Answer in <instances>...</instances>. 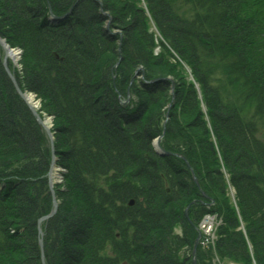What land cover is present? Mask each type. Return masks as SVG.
<instances>
[{
    "label": "trees",
    "instance_id": "16d2710c",
    "mask_svg": "<svg viewBox=\"0 0 264 264\" xmlns=\"http://www.w3.org/2000/svg\"><path fill=\"white\" fill-rule=\"evenodd\" d=\"M47 1L57 14L74 2L0 0V37L22 51L21 84L39 97L41 111L53 117L56 155L66 170L60 205L44 228L46 263L192 264L197 235L193 226L207 211L193 205L196 209L186 219L173 206L188 198L187 205L194 199L205 201L206 183L222 221L212 255L239 264H264V198L259 196L264 188V147H257L264 143L256 140L253 123L243 124L241 115L242 105L253 107V117L264 121V2L144 0L145 9L140 0H123L114 10L107 5L113 0H100L111 14L110 26L126 35V59L113 86L110 76L118 45L105 30L98 7L82 0L69 23L64 21L69 27H53L44 21ZM175 1L196 10L192 27L188 20L171 16ZM146 10L191 70L207 108L210 126L193 87H175L170 118L174 129L168 128L176 133L181 116L190 121L181 150L179 144L168 149L191 163L199 188L180 158L158 157L151 145L170 101L169 82L138 80L129 87L135 101H118L126 97L136 68H146L148 61L162 67L168 63L151 52L153 38L143 28ZM174 58L168 65L177 70ZM216 70L228 78L233 91L228 85L211 87ZM167 74L148 71L144 80ZM40 130L14 92L0 55V179H10L0 192V262L9 261L6 264H41L35 239H28L36 236V221L49 206L41 177L50 156ZM217 157L230 175L238 214L225 199ZM177 223L182 236L173 233ZM240 223L250 249L238 230Z\"/></svg>",
    "mask_w": 264,
    "mask_h": 264
},
{
    "label": "rangeland",
    "instance_id": "374dc122",
    "mask_svg": "<svg viewBox=\"0 0 264 264\" xmlns=\"http://www.w3.org/2000/svg\"><path fill=\"white\" fill-rule=\"evenodd\" d=\"M80 1H82V0H74L73 4L68 9H66L64 13H60V14H57L55 11H53L52 5L49 4V2L47 1L46 2V16L44 17V21L47 24H50L49 17L51 15H53L55 17H58V21L56 22L58 25L61 24L63 26L66 25L69 27V25L66 24V23H69L68 17H71V14L73 13L72 10L74 9V6H76ZM110 1H112V0H110ZM169 1H171V0H169ZM259 1L264 2V0H262V1L259 0ZM84 3H88L89 5H90V3H92L98 7L97 11H99V13L105 17V24H104L105 30L108 32L109 36L114 37L115 42L118 45V50H117V55H116L117 62L112 67V69H111L112 72H111V76H110L111 84L113 86H115V82H116V79L118 76L117 71H119V69H121V67L123 66V61H124V59H126L125 55L127 54V53H125L126 51L124 48L125 47V40H126L125 32L121 31V29H119V27H117V26H116L117 28L110 26V23L112 21V19L110 17L111 14L108 12H105L103 10L104 6L100 2V0H87V2L84 1ZM122 4H123V0H120L118 2H116V0H113L112 2H110V4L108 3L107 5L113 6L114 10H116L117 8H120ZM141 4L146 9L144 0H140V5ZM115 6H117V8H115ZM173 6H174L173 9H170L171 16L175 17L177 20H180V21L181 20H188L187 21L188 26L192 27L191 22L194 21L193 16H195V12H194L195 9L193 10L191 5H189V4L186 5L181 1H175ZM92 7L95 8L94 6H92ZM146 11H147L146 18H144L146 23L143 26V28L145 30V33L148 34L149 37L153 38V43L150 46L151 52H152L153 56L155 55L154 57L159 58V56H161L162 59H165V61L168 63L166 64V66L162 67V66H156V65H154L148 61L149 63L147 62L145 64L146 68L145 67L136 68L135 71H133L134 73L131 77V80L128 83L127 89H129V87H132L133 84L136 83V81L144 80L145 79L144 75L148 71L156 72L159 75L161 73L164 74L165 72H167L168 73L167 75H169V76L165 77L167 79L165 81H168L171 83V87L169 89V94L172 93V95H174L173 92H175L176 86H180V87L183 86L182 88L186 89L188 85H191L195 91L194 93H195L197 100L199 102V109H200L201 114H206L207 108H206V105H205L204 100H203V95H201V91L198 90L196 83H193V81L191 80V77L189 76V68L183 64L178 63V60H176V61L179 65V67H178L179 69L176 70L175 68H170V65H168L170 63V59L173 57H176L177 55H176V53H174V50L172 49L171 44L166 42V40L161 35V33H159V29L157 27V24L154 23V20L152 19L153 17L151 15V13L148 10H146ZM126 14H128V13H126ZM65 20H66V23H64ZM125 22H128L127 18L125 19ZM262 42L264 44V41H262ZM0 43H2V45H3V46H1V44H0L1 62H3L5 69L8 71L7 77L9 79V81L11 80L10 79V76H11L15 82L16 87L14 84L12 85L14 92L16 93L18 98L21 99V102H23L26 107L30 103L29 102L26 103V101L23 98L31 97L34 101L33 103H35V108H36V110L34 111L35 114L39 117V120L45 119L46 122L48 123L49 128L47 129V131H45L44 127H42V126L40 128L41 129L40 131L45 136L44 148L47 149L48 155L49 156L52 155V157H53V158L52 157L50 158L51 161L53 160V166H54L53 168L56 170L58 169L59 173H60V171H61V173L58 176H56L57 178L55 177V180L53 182L50 183L49 175H50L52 166H51V163H49L48 168L46 169L44 175L41 178L45 179V181H46L47 194H48V200H49L48 201V205H49L48 206V212L50 211L51 208H53V210H55V213H56L58 206L60 205L59 195H60L61 191L64 190L63 186H62V182L64 179L63 178L64 177V173H63L64 169L60 165V159L56 155L57 134L53 128V125H54L53 118L51 115H48V114L44 113L43 111H41L42 102L40 101L39 97L34 93L27 92V90H25L23 88V85L21 84V78L20 77H21V65H22L21 63H22V61H21V53L18 52L19 48L18 47H12L8 43L7 39L3 38V37H0ZM8 50H15V51L17 50L16 51L17 59L15 60V62L13 60H11L9 57H7V51ZM19 51H21V50L19 49ZM168 53L171 54L172 57ZM178 70H180V71H178ZM173 73L179 74V76L177 77L176 74H173ZM214 79H215V81L214 80L212 81V86H211L212 88H217L218 86L220 87V86H224V85H228L229 89L231 88L228 78L226 76H224L223 74H221L220 71H218V70L215 71ZM170 83H169V85H170ZM228 86L226 88L227 90H228ZM18 91L20 93L22 92L21 94L25 97L20 96ZM230 91H233V88H231ZM126 97L129 98V102H130V100L133 101V99H134V101H135V99H136V98L132 97L131 92L128 90L126 91ZM170 101H171V99H170ZM240 105H242V102ZM29 107H30V105H29ZM172 107H173L172 105L165 106L164 113H166V114L162 115L161 119L158 120V127L160 125L162 127V129L159 128L160 132H163V133L159 134L160 138L158 140H157V138H152V140H151V145H152L153 151L158 157H162L161 154H163L165 152V150H168V152H169V154H167L166 156H171L173 153L178 154L177 152L170 151L168 149V147L170 148L173 145L175 146L176 144H179V146L177 148L179 150H181L180 146L182 145L183 141L186 142V140H185V135L187 134L186 133V124L190 121V118L187 116H185V117L181 116V118L183 117L182 118L183 121H181V118L176 120V126H177L176 133L173 130H171L172 131L171 132L168 127L170 126L171 129H174L173 122L170 120V118L172 117L171 114L174 112ZM241 107H242L241 109L243 111L241 113V115L243 117V119H242L243 124L246 125V124H248V122L253 123L254 129H255L254 136H256L255 137L256 140L258 139L259 141H262L264 143V121H262V119H257L256 117H253V107H249V106H245V105H242ZM27 109L29 110V112L32 115V112L30 111V109L28 107H27ZM32 118H34L36 124L39 126V123L37 122L36 117L32 115ZM160 122H161V124H160ZM180 131H182L181 135L179 134ZM47 132L49 133V137H47V135H46ZM246 133H247V131H243L242 134H246ZM239 137H240V134L238 133L237 138H239ZM171 140H173V143L169 144L170 143L169 141H171ZM260 143L261 142L258 143L257 147H259V148L264 147L261 145L262 143L261 144ZM157 144L160 146V151L158 148H156ZM154 146H155V150H154ZM155 151H157V152H155ZM219 158L217 157V159L219 161V168L222 170V165H221L222 160H221V158L220 159ZM49 162H50V160H49ZM182 162H183V164H180V165L183 169H186V171H188V169L191 168L190 170L192 171V173L194 175L195 185L199 186V184L196 180L197 177L195 175L193 167L191 166V163L185 159ZM253 172H255V171H253ZM226 174H229V173L226 172ZM224 178H225V181H224V183H225L227 175H224L223 179ZM204 185H205V187H204L203 193H204V196H206V198H208V201H209L208 203H206V204H208V206H206V204H205L204 207L212 209V213L210 215L203 216L202 219L200 220L198 226L197 225L193 226V229L197 233V235L195 236V239H194L195 240V249H196V251H195L196 252L195 253L196 263L197 264H202V263H204V264H239V263L234 262L231 259L230 260L229 259H222V260L219 259L218 260V258H215L212 255L211 248L208 247L211 245V244H209V240H213L215 237V234H213V232L215 230V227H217L219 225L220 218L217 216L218 214L214 212V210L217 206H216V203L213 201V197L211 196L213 194V190H211L212 188L209 187L208 184L204 183ZM50 187H51V190H50ZM224 196H225V199L228 201V206L231 205L230 207L232 209H234V202L232 201L234 193H231V189H230V187H228L227 182L224 185ZM259 196L262 199L264 198V188L263 187H262V190H261ZM189 199H191V198H188V199L184 200V202L180 203L181 206L174 205L173 209H176L175 211L178 213H185V214H188V216H190V214H192L196 209V208H193L192 206L198 205V202L195 201V202H197L196 204L192 203L191 205L188 206L187 202ZM263 211H264V208H263ZM214 213L217 215H215ZM52 216L53 215H51V218H52ZM188 219H189V217H188ZM202 222H203V224H202ZM204 223H206V224H204ZM207 223H210V225H208ZM37 225L38 226H36V227L38 229H40V233H38V235L40 236L41 241L44 242V235H45V232H44L45 229L44 228H45L46 223H45V221H43V222L40 221L37 223ZM202 229H206V230L212 229V230H211V232L209 231L205 235L202 233ZM41 232H42V235H41ZM173 233L174 234H177V233L182 234L181 226L178 223L175 224V226L173 228ZM38 235H36L35 237L29 236L28 239H30V240L35 239L34 241H36V243L38 245V242H39L38 241L39 240ZM180 236H182V235H180ZM206 238H207L208 242H206V240H204V245L196 244V242H199L200 240L206 239ZM185 249H187V248H183V251ZM195 259H194V261H195ZM6 263H9V261L0 262V264H6Z\"/></svg>",
    "mask_w": 264,
    "mask_h": 264
},
{
    "label": "bare ground",
    "instance_id": "6f19581e",
    "mask_svg": "<svg viewBox=\"0 0 264 264\" xmlns=\"http://www.w3.org/2000/svg\"><path fill=\"white\" fill-rule=\"evenodd\" d=\"M8 57L13 60L15 62V60L17 59V55H16V51L12 50V51H9V55ZM27 102H29L31 105L35 106V103H33V99L31 97H28L27 98ZM35 108V107H34ZM47 123V122H46ZM57 170H53L52 171V174L50 175L49 179H50V182H53L55 180V177L57 176V173H56ZM57 178V177H56Z\"/></svg>",
    "mask_w": 264,
    "mask_h": 264
},
{
    "label": "water",
    "instance_id": "95a60500",
    "mask_svg": "<svg viewBox=\"0 0 264 264\" xmlns=\"http://www.w3.org/2000/svg\"><path fill=\"white\" fill-rule=\"evenodd\" d=\"M0 44H1V46H3L2 43H0ZM10 79H11L12 83L15 85V82H14V80H13V78H12L11 76H10ZM15 87H16V85H15ZM18 93L20 94V96L25 97V96H23L19 91H18ZM23 99H25V98H23ZM29 108H30L32 114L36 117L37 122H38L40 125L43 126V123L41 122V120H39L38 116L35 114V112H34V110L32 109V107L30 106ZM45 130L47 131V129H45ZM47 135H48V137H49V133H48V132H47ZM52 164H53V160L51 161V165H52ZM54 212H55V210H52L51 213H50V215L43 217V218L40 219L38 222H40V221L43 220V219H47V218H49L51 215H53ZM39 233H40V232H39ZM39 245H40V247H42V244H41L40 241H39ZM42 259H43V257H42Z\"/></svg>",
    "mask_w": 264,
    "mask_h": 264
}]
</instances>
